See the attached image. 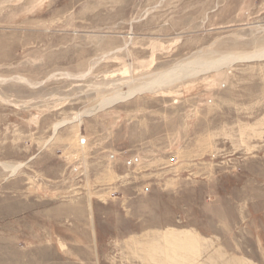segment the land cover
I'll list each match as a JSON object with an SVG mask.
<instances>
[{"label": "rangeland", "instance_id": "obj_1", "mask_svg": "<svg viewBox=\"0 0 264 264\" xmlns=\"http://www.w3.org/2000/svg\"><path fill=\"white\" fill-rule=\"evenodd\" d=\"M172 230L173 264H264V0H0V264H160Z\"/></svg>", "mask_w": 264, "mask_h": 264}, {"label": "bare ground", "instance_id": "obj_2", "mask_svg": "<svg viewBox=\"0 0 264 264\" xmlns=\"http://www.w3.org/2000/svg\"><path fill=\"white\" fill-rule=\"evenodd\" d=\"M231 60H232V58H226V59H223L220 61L215 60L216 62L214 61V63L204 64V65H189V66L179 67L176 69L173 68L174 69L173 71H171L167 74H164L162 77H160L156 81H154V83L155 84H162V85L171 84L174 81H178L180 79H186L188 77L191 78L194 76H198V74L203 72V71H208L211 69H217V68L221 67V65H220L221 63L223 65L224 64L227 65L228 63H230ZM144 89L146 90V88H144ZM147 89L150 90V88H147ZM133 94H136V93L132 92L129 96H131ZM121 97H122L121 95H118V97L116 99H120ZM123 97L125 98V96H123ZM81 118H82V115L76 116V119L78 121H81ZM5 168H7L6 165H5ZM16 169H15V171H16ZM192 235L193 234H188V233H186V234H178L177 233L176 234L172 230V232L169 231V232H166V233L158 236L159 239L157 240V243L154 244V246L152 247V251H149L148 248L142 247L143 250H141L140 252L144 251L145 252L144 254H147V257H148L147 259L151 258L150 259L151 261L155 259V261L160 260L161 262L158 261V262H160V264H173L175 257L177 258V255H179L181 251H183V252L187 251V253L188 252H190V253L194 252V248H195L194 245L197 244L198 240L195 236H192ZM155 236H156V234H155ZM199 238H200V236H199ZM157 244H158V246H157ZM180 258L183 260H186L187 257L184 255H180Z\"/></svg>", "mask_w": 264, "mask_h": 264}]
</instances>
